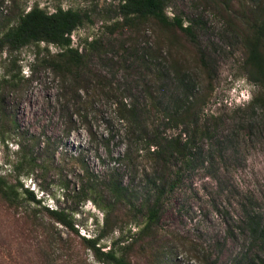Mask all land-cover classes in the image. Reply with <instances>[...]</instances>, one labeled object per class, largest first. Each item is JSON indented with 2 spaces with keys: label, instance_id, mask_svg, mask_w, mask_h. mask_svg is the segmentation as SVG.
<instances>
[{
  "label": "rangeland",
  "instance_id": "rangeland-1",
  "mask_svg": "<svg viewBox=\"0 0 264 264\" xmlns=\"http://www.w3.org/2000/svg\"><path fill=\"white\" fill-rule=\"evenodd\" d=\"M118 2L0 0V11L8 13L34 3L48 11L78 10L84 18L70 35L72 45L91 38L100 44L88 55L87 77L75 98H69L67 82L34 60L33 52L44 53L45 43L22 47L9 65L0 54V175L22 182L40 200L22 195L8 207L0 199V264H32L25 217L35 212L49 229L43 206L70 211L78 234L102 232V250L124 236L134 264H264V240L245 225L246 215L264 221V105H251L257 96L264 101V89L243 63V33L253 22L252 9L264 10V0H167L166 16L189 24L196 45L177 28L151 19L136 30L112 26ZM174 66L191 82L186 99ZM7 68L17 75L12 84L3 81ZM90 74L107 83L95 85ZM148 87L161 96L159 103L150 102ZM120 98L140 111L147 136L153 128L165 139L177 138L182 152L163 162L148 154L142 148L146 136L126 131L117 119L114 102ZM175 99L179 112L194 101L183 123L163 117ZM69 114L73 127L67 131ZM19 143L33 165L29 174L17 176ZM28 170L23 167V173ZM111 176L124 186L120 199L106 188ZM81 186L89 188L87 199L77 203L74 191ZM156 200L157 222L146 228L148 207ZM56 228L62 237L75 236Z\"/></svg>",
  "mask_w": 264,
  "mask_h": 264
},
{
  "label": "trees",
  "instance_id": "trees-1",
  "mask_svg": "<svg viewBox=\"0 0 264 264\" xmlns=\"http://www.w3.org/2000/svg\"><path fill=\"white\" fill-rule=\"evenodd\" d=\"M7 1L11 5L14 3V0ZM166 4L167 0H119L116 6L117 19L112 23V26L119 25L121 28L128 27L130 30H136L139 23L151 19L162 27L177 28L187 36L192 44L196 45L191 26L183 24L177 16H166L164 12ZM251 13L253 22L247 27L246 32L243 33L245 50L243 63L246 66L248 77L256 81L261 89H264V10L256 7L252 9ZM83 18L84 14L75 9H64L57 6L53 10L48 11L38 7L36 3L26 8L24 6L19 8L12 7V12L10 13H8V10L0 11V54L2 52L5 53L4 59L9 65L14 63V52L22 47L30 44L38 47L40 42L45 43L44 53L40 54L38 49L33 52L34 60L51 69L62 83L67 82L64 87L67 88L69 98H75L80 82L87 77L85 75L88 72V55L100 49V44L96 38L84 39L82 44L78 42L74 46L72 45L70 35L82 23ZM48 45H52L55 51L50 52L47 48ZM130 49L129 53L134 55L135 49L133 47ZM157 51L149 55L148 61L155 58ZM199 57L203 65L200 53ZM141 61L144 64L146 63L143 58ZM151 65L148 62L146 66L150 67ZM9 70V68L5 69L3 74V77L6 76L3 80L6 84H12V81L17 78V75H9ZM173 70L174 80L178 87L181 88L182 97L186 99L190 95L191 82L187 80L185 72L180 71L175 66ZM89 79H93L95 85L107 83L97 74H90ZM145 92L151 103H155L157 100V103L160 102L159 98L161 96H156V92L149 87ZM256 102L264 105V101L260 96L253 98L251 105ZM172 104L174 106L172 111L170 113L165 112L163 117L174 124L183 123L187 120V112L189 109L195 108L194 101L190 103L186 110L181 112H179L181 105L179 99L173 100ZM75 113L81 117L77 110H75ZM114 113L117 119L124 124L126 131H130V133L137 131L139 133L137 137L139 138L142 135L146 136L142 148L157 160L163 162L173 151L182 152L177 138L165 139L153 128L147 131L148 136L144 133L146 132L143 126L144 120H142L140 111L133 102L126 103L121 98L117 99L114 102ZM67 121L69 123L67 131H69L73 127V123H70V114L67 116ZM12 125L17 128L14 122ZM31 140L34 142V136L31 137ZM163 144L165 145L163 146ZM17 146L18 156L13 167L17 176L27 175L32 171L33 159L26 158L24 147L21 143ZM23 167H27L29 170L23 173ZM84 171L86 172L85 168ZM106 188L114 199H120L124 194V186L120 179L115 176L108 178ZM88 190L89 188L81 186L74 191L77 203H82L87 199L86 193ZM22 195L34 203H39L40 201L39 197H34L31 189L26 186L23 187L22 182L16 180L11 183L0 175V199L6 206L15 207L17 199ZM43 210V215L48 219L50 225L49 229L48 227L46 228L42 218L35 215V212H30L25 217L27 232L32 234L31 243H26L34 248V251L29 255V260L32 264H134L128 256L131 243L124 244V236H117L108 242L107 249L102 250V246L99 244V240L103 235L102 232H93L92 235L83 236L77 233L71 212L66 210V208L43 206ZM50 220L52 221L51 223ZM156 222L157 200L148 207L144 227H151ZM245 225L251 236L255 239L264 240V221L257 214L246 215ZM57 226H62L68 233H72L75 236L72 237L67 234L66 237H62L56 228ZM36 231L40 233H36ZM26 235L28 234L26 233ZM41 236L42 238L36 240V237L39 238Z\"/></svg>",
  "mask_w": 264,
  "mask_h": 264
}]
</instances>
